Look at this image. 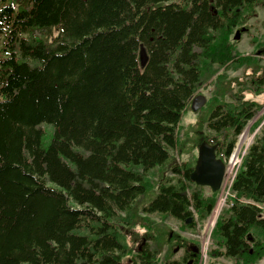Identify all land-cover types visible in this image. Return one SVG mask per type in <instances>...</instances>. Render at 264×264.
<instances>
[{"label":"trees","instance_id":"trees-1","mask_svg":"<svg viewBox=\"0 0 264 264\" xmlns=\"http://www.w3.org/2000/svg\"><path fill=\"white\" fill-rule=\"evenodd\" d=\"M258 6L0 0V264H186L172 259L184 239L165 222L191 227L192 209L206 219L218 191L192 180L193 149L212 141L228 157L260 109L226 81L230 66L258 71L231 40ZM209 83L208 131L187 154L181 116ZM251 84L261 92L264 73ZM257 127L211 229V259L264 257V114Z\"/></svg>","mask_w":264,"mask_h":264},{"label":"rangeland","instance_id":"rangeland-1","mask_svg":"<svg viewBox=\"0 0 264 264\" xmlns=\"http://www.w3.org/2000/svg\"><path fill=\"white\" fill-rule=\"evenodd\" d=\"M232 39L237 43V48L240 53L244 55L252 54L253 57H258V63L260 64L257 72H255L254 67H245L246 65H242L239 67H236L235 65L230 66L226 71V81L229 79L232 80L230 83L232 89L241 90L245 99L254 100L260 105V109L257 111L255 116L248 121L244 130L238 135L234 148L232 150V152H234L236 149L238 158L240 160L241 156L245 153L247 146L252 142L254 134L258 130V127L251 130L252 123L254 122V120L264 114V85L262 87V91L256 94L257 92L253 90L251 84V78L254 77V75L257 76L261 73H264V7L258 6L255 10V14L251 18H249L248 22L244 26L235 29L234 33L231 35V40ZM222 70L223 68H221L219 71L221 72ZM233 79H237L238 82L234 81ZM238 83L241 84L239 85ZM211 90L212 84L209 83L204 86L198 93L205 97L204 104L197 109H193L192 99H190L186 105V109L181 116L180 124L186 127V134H189V136L186 135L180 140L179 148H181L183 152H186L187 154L190 152V149L192 148L198 136V134L194 132H196V130H203V135V133L206 134V132L208 131L205 128V120L208 118L210 109L214 104L212 100H209V98L211 97ZM224 100L232 102V99L227 96H225ZM210 139H212L211 136L209 137V140ZM197 148L193 149V154L196 156L198 150ZM173 154L174 156H176L175 151H173ZM186 156L187 155L185 153H182L180 155V160L184 161L186 159ZM220 157L224 158L225 164H228L229 156L223 157L220 153ZM164 173L168 174L169 172ZM202 189L205 194H209L210 191H214L207 185H202ZM215 191H218L216 203L211 213L206 217L204 221H200L195 214V211L192 209V217L190 218L192 219L191 221L194 224L191 227H183V222L176 218L167 219L165 222V224L171 230H173L176 234H179L182 239H184V242L198 244V264H232V261L228 258L217 257L215 259H211L208 255V249H210V247L212 246L214 247L213 241L210 238L212 226L215 224L218 216L223 213L228 207V204L225 202V192L220 195L219 189ZM258 205L262 208V214L264 215V204L258 203ZM140 231H143V229H141ZM174 251L175 253H173L172 259L181 260L179 255H181L182 251H177L176 248H174ZM158 264H162V262H159ZM256 264H264V257Z\"/></svg>","mask_w":264,"mask_h":264},{"label":"water","instance_id":"water-1","mask_svg":"<svg viewBox=\"0 0 264 264\" xmlns=\"http://www.w3.org/2000/svg\"><path fill=\"white\" fill-rule=\"evenodd\" d=\"M205 102V97L198 94L192 99V108L197 109ZM216 143L201 141L197 150L195 166L191 174L193 181L200 185H207L212 190H218L224 171V160L216 156ZM236 155V153H234ZM192 219L187 218V222Z\"/></svg>","mask_w":264,"mask_h":264},{"label":"flooded vegetation","instance_id":"flooded-vegetation-1","mask_svg":"<svg viewBox=\"0 0 264 264\" xmlns=\"http://www.w3.org/2000/svg\"><path fill=\"white\" fill-rule=\"evenodd\" d=\"M224 176H225V171H223V175H222V179L220 183H222ZM175 248L177 249V251L178 250L182 251L181 255L179 256H180L181 261L185 260L186 264H193L195 260L198 258L199 246L197 243H186L181 240H178Z\"/></svg>","mask_w":264,"mask_h":264},{"label":"built area","instance_id":"built-area-1","mask_svg":"<svg viewBox=\"0 0 264 264\" xmlns=\"http://www.w3.org/2000/svg\"><path fill=\"white\" fill-rule=\"evenodd\" d=\"M231 158H229V161H228V164H227V168H226V174H225V177H224V181H223V184H222V187H221V191H220V195L225 192V202L227 204H229L227 202V197L230 194V186L232 184V181L234 179V176L236 174V170L238 168V165L240 163V160L238 157H235V159L233 161H231Z\"/></svg>","mask_w":264,"mask_h":264},{"label":"bare ground","instance_id":"bare-ground-1","mask_svg":"<svg viewBox=\"0 0 264 264\" xmlns=\"http://www.w3.org/2000/svg\"><path fill=\"white\" fill-rule=\"evenodd\" d=\"M234 157H236V156L234 155ZM234 157L232 158V161L235 159Z\"/></svg>","mask_w":264,"mask_h":264}]
</instances>
